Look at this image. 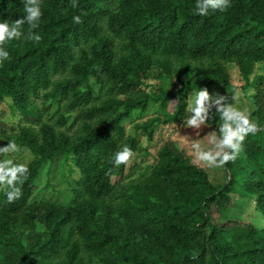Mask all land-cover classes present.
I'll list each match as a JSON object with an SVG mask.
<instances>
[{"label":"trees","instance_id":"obj_1","mask_svg":"<svg viewBox=\"0 0 264 264\" xmlns=\"http://www.w3.org/2000/svg\"><path fill=\"white\" fill-rule=\"evenodd\" d=\"M76 3L41 0L42 41L4 45L0 102L19 124L9 133L0 118V140L30 158L20 198L9 203L0 189V264H264V227L222 218L239 197L264 217V0H230L207 16L196 0ZM24 14L21 0H0V22ZM228 63L252 90L261 130L222 168L225 183L212 184L170 140L142 178L122 181L113 154L138 145L123 122L150 114L133 125L150 142L159 124L188 116L189 94L234 88ZM256 63L263 73L253 75ZM56 158L73 175L65 207L32 196Z\"/></svg>","mask_w":264,"mask_h":264},{"label":"clouds","instance_id":"obj_2","mask_svg":"<svg viewBox=\"0 0 264 264\" xmlns=\"http://www.w3.org/2000/svg\"><path fill=\"white\" fill-rule=\"evenodd\" d=\"M24 5V15L9 23L0 22V63L9 57L4 45L9 41L21 40L39 44L42 36L34 30L38 27L42 16L41 0H21ZM230 6V0H196L195 12L207 16L209 11L225 10ZM72 7H77L76 0H72ZM79 15L73 17V23L80 24ZM28 31H24V25ZM228 97L216 93L210 95L207 88L195 92L187 106L188 116L184 119L183 127L191 128L196 132V139H189L193 150L194 163L210 169L223 168L228 162H234L240 152L246 137L261 130L260 125L251 118L247 107L240 108L236 104L238 94ZM213 109L215 110L213 112ZM215 115L219 116L218 130L210 131L203 138L200 137L202 127H208L209 121ZM202 141H206L203 143ZM21 152L20 146L13 140L5 146H0V189L5 190L7 202L12 203L21 196V187L28 179L29 168L25 163H16L8 158L10 154ZM134 153L128 146H123L113 154L114 166L127 165ZM261 225H257L260 227Z\"/></svg>","mask_w":264,"mask_h":264},{"label":"rangeland","instance_id":"obj_3","mask_svg":"<svg viewBox=\"0 0 264 264\" xmlns=\"http://www.w3.org/2000/svg\"><path fill=\"white\" fill-rule=\"evenodd\" d=\"M225 69L228 73L229 83L234 88L228 92L224 93V96L228 97V102H233L231 99V95L233 93L238 94V103L237 107L244 108L247 107L249 111L251 110V95L252 90L242 87V79L239 76L237 69L234 64L228 63L225 65ZM263 73L260 68V64L256 63L253 66L252 74H261ZM218 91L212 92L211 95H215ZM219 93V92H218ZM193 93L189 94L188 104L191 101ZM8 100L4 102H0V118L3 121L5 129L9 133H13L17 130V126L19 124L18 113L14 111L10 112L8 107ZM33 103L38 108L42 106L41 100L36 98L33 100ZM187 104V106H188ZM187 109V107H186ZM215 110L213 109V112ZM188 114V112L186 111ZM150 114H146L140 119L126 120L123 122L126 133L129 136L136 135L137 136V146L136 150L133 152L134 155L127 165H124L122 168V181L127 179L134 178H142L144 176L145 170H148V166H150L154 161L155 151L161 145L162 142L166 140H170L174 142V145L182 150L190 159L192 163H194L193 150L189 143L190 139H196V132L191 128L183 127L184 119L180 122H169L164 124H159L156 128L155 132L151 137V141L147 142L143 133L135 132L133 129V125L135 123L144 121L148 118ZM69 120V119H68ZM216 123H219V116L215 115L209 121L208 127H202L200 130V137L203 138L208 132L213 131L212 126ZM206 143V141H202ZM0 146H5L1 143ZM4 157H0L3 159ZM8 158H11L16 163H25L29 160L30 154L25 148H21V152L10 154ZM195 165L202 167L207 173L208 179L215 186H221L225 183L226 177L221 168L210 169L206 166ZM143 174V175H142ZM71 176L66 171V166L59 165V158L54 159L52 163L44 166L35 182V189L33 192V198L35 200H49L57 205L65 207L69 204L71 199L70 192V184H71ZM222 218H229L232 220H242L248 222L255 228H263L264 227V217L253 207L252 197H239L235 200V205L233 207L227 208L223 214ZM257 225H261L257 227Z\"/></svg>","mask_w":264,"mask_h":264}]
</instances>
